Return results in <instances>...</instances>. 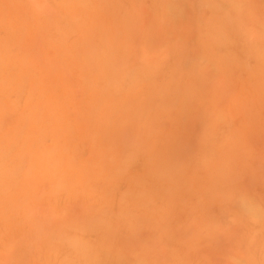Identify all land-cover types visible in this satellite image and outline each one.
I'll return each mask as SVG.
<instances>
[{"label":"clouds","instance_id":"obj_1","mask_svg":"<svg viewBox=\"0 0 264 264\" xmlns=\"http://www.w3.org/2000/svg\"><path fill=\"white\" fill-rule=\"evenodd\" d=\"M0 264H264V0H0Z\"/></svg>","mask_w":264,"mask_h":264}]
</instances>
